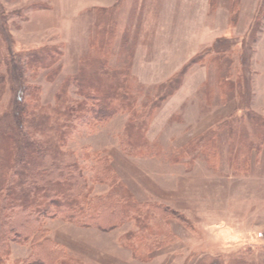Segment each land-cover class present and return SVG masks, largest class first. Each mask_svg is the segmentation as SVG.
I'll list each match as a JSON object with an SVG mask.
<instances>
[{
	"label": "rangeland",
	"instance_id": "1",
	"mask_svg": "<svg viewBox=\"0 0 264 264\" xmlns=\"http://www.w3.org/2000/svg\"><path fill=\"white\" fill-rule=\"evenodd\" d=\"M201 2L0 0L1 58L61 50L58 77L26 72L28 84L42 86L41 103L54 104L63 79L87 54L99 55L89 38L104 9L117 16L110 66L129 70L139 105L158 106L132 139L124 135L129 112L92 130L78 123L68 147L90 166L98 157L108 162L118 188L87 180L85 190L90 198L113 194L100 204L108 211L119 201L123 216L110 229L47 217L43 233L60 256L76 264H264V128L257 126L264 124V0ZM11 87L5 83L0 112ZM136 214L152 232L144 244ZM31 251L12 243L6 264H25Z\"/></svg>",
	"mask_w": 264,
	"mask_h": 264
},
{
	"label": "trees",
	"instance_id": "2",
	"mask_svg": "<svg viewBox=\"0 0 264 264\" xmlns=\"http://www.w3.org/2000/svg\"><path fill=\"white\" fill-rule=\"evenodd\" d=\"M99 10L89 47L98 48L100 56L93 52L82 59L79 72L61 82L54 104L41 103L42 86L28 84L26 72L42 69L47 70L49 80L58 77L61 50L57 46L42 47L15 58L0 57V102L5 83L11 82L17 93L15 96L13 92L14 97L0 112V264H6L12 243L31 246L25 264H76V260L60 256L50 244L43 233L45 219L61 217L86 226L110 225V229L123 216L117 209L119 201H111L108 211L105 203L100 204L99 199L106 202L113 194L97 199L90 198V192L85 190L86 186L92 188L87 180L109 182L115 187L111 165L99 157L92 166L80 161L68 147L69 137L83 120L82 125L92 130L118 113L127 112L131 119L125 137L137 135V131L143 135L147 119L153 117L158 106L150 101L139 105L129 70L110 66L108 56L117 35V16ZM225 84L235 88L230 80ZM72 87L77 88L73 93ZM257 124L264 128L263 122ZM86 156L91 157L89 153ZM88 169H94L93 176L84 174ZM155 208L160 213L168 212L163 206ZM87 213L90 215L85 216ZM106 213L110 219H106ZM135 219L143 222L138 234L144 244L152 232L144 215L136 214Z\"/></svg>",
	"mask_w": 264,
	"mask_h": 264
},
{
	"label": "crops",
	"instance_id": "3",
	"mask_svg": "<svg viewBox=\"0 0 264 264\" xmlns=\"http://www.w3.org/2000/svg\"><path fill=\"white\" fill-rule=\"evenodd\" d=\"M210 2V0H203V2H201L202 3V7H204V6H206L207 4L206 3H209Z\"/></svg>",
	"mask_w": 264,
	"mask_h": 264
}]
</instances>
